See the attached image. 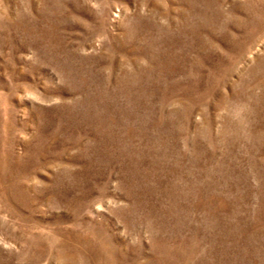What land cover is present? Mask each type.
Instances as JSON below:
<instances>
[{"label":"rangeland","instance_id":"rangeland-1","mask_svg":"<svg viewBox=\"0 0 264 264\" xmlns=\"http://www.w3.org/2000/svg\"><path fill=\"white\" fill-rule=\"evenodd\" d=\"M0 264H264V0H0Z\"/></svg>","mask_w":264,"mask_h":264}]
</instances>
